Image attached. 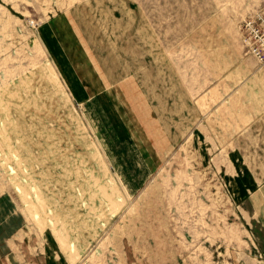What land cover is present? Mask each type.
Here are the masks:
<instances>
[{"label":"rangeland","instance_id":"obj_1","mask_svg":"<svg viewBox=\"0 0 264 264\" xmlns=\"http://www.w3.org/2000/svg\"><path fill=\"white\" fill-rule=\"evenodd\" d=\"M259 11L0 0V264H264Z\"/></svg>","mask_w":264,"mask_h":264},{"label":"built area","instance_id":"obj_2","mask_svg":"<svg viewBox=\"0 0 264 264\" xmlns=\"http://www.w3.org/2000/svg\"><path fill=\"white\" fill-rule=\"evenodd\" d=\"M242 31L246 52L255 60L264 62V11L245 19Z\"/></svg>","mask_w":264,"mask_h":264},{"label":"crops","instance_id":"obj_3","mask_svg":"<svg viewBox=\"0 0 264 264\" xmlns=\"http://www.w3.org/2000/svg\"><path fill=\"white\" fill-rule=\"evenodd\" d=\"M14 221V220H13Z\"/></svg>","mask_w":264,"mask_h":264}]
</instances>
